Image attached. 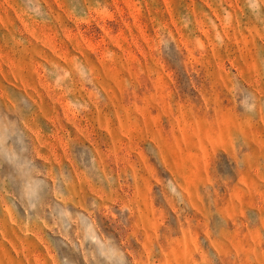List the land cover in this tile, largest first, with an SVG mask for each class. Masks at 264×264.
<instances>
[{
	"label": "rangeland",
	"instance_id": "1",
	"mask_svg": "<svg viewBox=\"0 0 264 264\" xmlns=\"http://www.w3.org/2000/svg\"><path fill=\"white\" fill-rule=\"evenodd\" d=\"M0 264H264V0H0Z\"/></svg>",
	"mask_w": 264,
	"mask_h": 264
}]
</instances>
